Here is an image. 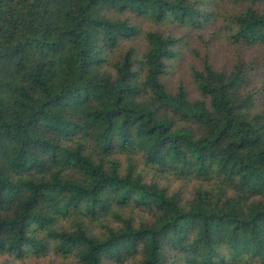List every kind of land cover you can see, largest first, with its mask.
<instances>
[{"label": "trees", "instance_id": "trees-1", "mask_svg": "<svg viewBox=\"0 0 264 264\" xmlns=\"http://www.w3.org/2000/svg\"><path fill=\"white\" fill-rule=\"evenodd\" d=\"M234 1L246 5L226 22L229 37L264 46V0ZM113 12L195 27L212 16L191 0H0V252L264 264V107L250 66L206 65L193 72L200 97L182 85L172 93L163 74L176 40L150 31L141 56L134 44L113 54L143 35ZM123 152L214 186L184 199L123 168ZM130 203L152 218L135 223L115 209ZM110 213L116 228L104 222Z\"/></svg>", "mask_w": 264, "mask_h": 264}, {"label": "rangeland", "instance_id": "rangeland-1", "mask_svg": "<svg viewBox=\"0 0 264 264\" xmlns=\"http://www.w3.org/2000/svg\"><path fill=\"white\" fill-rule=\"evenodd\" d=\"M191 1L199 4L206 14L212 13L209 20L201 27L183 26L173 20L156 23L147 17L138 16L131 12H113L112 15L116 17L128 19L143 35H138L131 41L122 40L112 53H120L129 45L134 44L141 56L147 47L145 40L147 32L157 31L164 36H171L176 40L173 45L176 54L166 60L167 67L163 74V81L172 93L176 92L178 87L182 85L189 97L193 99L201 95L193 76L194 70L202 71L206 65H210L218 71L228 72L237 62L245 61L250 66L251 83L249 88L253 89V92L255 91L258 106L264 107V46L233 42L226 29V22L229 18L236 15L246 4L236 3L234 0ZM257 7L261 8L262 4L258 3ZM115 158L121 162L123 168H127L132 163L134 173L141 172L146 181H155L160 186L167 187L170 192H180L184 199L191 198L195 190L202 185L204 187L214 186L213 182L203 180L201 177L193 175L186 177L180 173L162 171L156 165L147 163L141 152L118 153ZM130 204L123 209L116 205L115 209L120 215L131 216L135 223L152 218L144 206ZM4 212L0 211V213ZM87 220L91 221L90 219ZM104 222L115 228L121 224L112 213L105 216ZM69 223L70 219L61 218L57 225L67 226ZM87 223L97 234L104 231L103 225L97 220ZM76 262L77 259L74 255L65 257L53 249L45 250L39 254L23 256L0 252V264H74ZM126 264H130V261Z\"/></svg>", "mask_w": 264, "mask_h": 264}]
</instances>
